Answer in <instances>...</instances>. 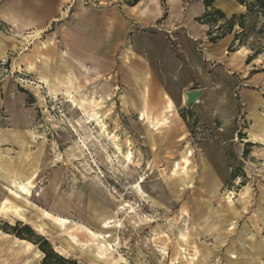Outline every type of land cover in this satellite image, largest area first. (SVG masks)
Wrapping results in <instances>:
<instances>
[{
  "label": "rangeland",
  "instance_id": "rangeland-1",
  "mask_svg": "<svg viewBox=\"0 0 264 264\" xmlns=\"http://www.w3.org/2000/svg\"><path fill=\"white\" fill-rule=\"evenodd\" d=\"M63 1L55 0L44 13L34 9V0H0V173H35L33 195L22 193L31 201L30 220L13 225V216L0 212V264H62L46 259L45 250L58 253L54 245L67 247L68 238L48 221L50 236L34 229V222L43 221L40 208H58L73 222L104 232L111 244L108 258H96L95 247L77 245L74 253L62 256L78 264H264V33L258 34L264 18H247L248 25L257 22V27L246 45H234L247 53L234 54L237 50L229 47L238 25L229 34L230 43L213 52L210 25L201 27L196 19L203 13L194 18L189 14L199 0H177L173 7L169 0H156L162 15L142 22L130 15L134 5L127 0ZM4 11L29 26H13ZM223 12L226 18L233 15ZM149 39L165 42L161 72L152 63L147 67L136 49L146 48ZM185 40L196 44L198 61L188 56ZM130 44L132 56L126 59ZM250 44L263 52L247 63L254 53ZM65 47L75 55L91 53L104 76L90 69L89 75L75 73V78L62 66ZM131 62L144 71L138 74L143 81L133 76ZM31 63L36 69L29 68ZM41 72L74 78L56 89L55 96L40 82ZM208 78L217 82L212 92ZM198 88L207 89L205 104L187 106L186 92ZM71 94L107 101L103 107L109 115L102 118L118 136L122 154L132 152V169L123 170L114 144L105 142L96 120L87 119ZM87 111L95 114L99 108L88 104ZM162 126L166 128L160 131ZM77 139L85 141L84 152L68 161L64 145H75ZM43 150L53 160L41 161ZM186 152H191L188 176L180 173L174 181L170 174L174 167L181 172ZM1 174L0 208L10 195L8 187L14 188ZM56 175L62 178L55 185ZM85 176L99 186L84 188ZM141 176L144 195L136 185ZM102 196L113 204L106 205ZM64 201L71 203L69 212ZM122 202L131 207L125 215L105 211ZM15 236L34 244L28 255L11 256L7 248Z\"/></svg>",
  "mask_w": 264,
  "mask_h": 264
},
{
  "label": "bare ground",
  "instance_id": "bare-ground-1",
  "mask_svg": "<svg viewBox=\"0 0 264 264\" xmlns=\"http://www.w3.org/2000/svg\"><path fill=\"white\" fill-rule=\"evenodd\" d=\"M66 1H69V0H66ZM221 6L228 13H231L234 10V7L228 3H225V4L223 3ZM240 7L242 8L243 6H240ZM238 52L245 54V53H247V50L244 48H241L238 50ZM3 54H5V52H2V55ZM44 63H46V62H44ZM45 66H47V65L45 64ZM29 68L30 69H36V67L32 63L29 65ZM40 71H41V69H40ZM39 79H40V82L46 84V86L48 88H50V91L55 96L57 95V92H58L56 89H58L59 87H61L63 85L69 84V82L72 81L71 77H69V76L65 77L64 75H56V76H54V78H50L49 76H47L45 73H42V72H41V75L39 76ZM71 95H70V97L72 98L71 102L74 105L80 107L85 112L87 119L91 120L93 118L96 120V123L98 124L99 130H100L99 134L101 136H103V135L106 136V138H104L105 142L108 140L109 144L110 143L114 144L115 153L118 154V155H116V157L117 158L120 157L122 160L121 161L119 158L118 163H119V165H121L123 167V170L126 171L128 168L132 169L131 168L132 152L130 150H127L126 152H124L122 154V147L120 145V141L118 139V136L114 132L108 131V128L105 124L104 118H102L103 115H107V113H105L106 111L103 107L107 103V101L103 100V99L98 100V101H91L85 95H81V96H79V98L74 96V94H71ZM88 104H92L93 109H94V107L99 108V111L95 112V114L90 113L89 111H87L88 110ZM169 106L171 108H173V101H169ZM100 111H102L103 113H100ZM143 114H145V113H143ZM78 125L80 127L81 126L84 127L81 122H78ZM149 128L151 129L150 126H148V129ZM164 128H166V127L162 126L159 130L161 131ZM76 130H78V129H76ZM157 132H159V131H157ZM143 133L145 134V132H143ZM261 133L264 135V128L261 129ZM60 136H61L62 140H66L65 139L66 136H62L61 134H60ZM145 136H146L145 138L148 139L147 134H145ZM89 137H95L97 142L100 144V146L107 151L106 145L102 142L101 139H99L97 136H94L92 133L90 134ZM183 138L184 137H181V139H183ZM148 142H149V140H148ZM64 146H65V150H66L67 159H68V161H70V160H74L75 157L79 156L82 152H84V147H86V144H85V141H80V139H77L75 145L65 144ZM190 153L187 154V152H186L185 153L186 155L183 157V160H184L183 163L184 164L182 167L179 166V167H181L180 168L181 172L179 171L178 168L174 167L172 173L170 174V178H173L174 181L176 180L177 177H181L180 173H184L186 176H188V167H190V164H191V160H190L191 154ZM107 155H108V153H107ZM27 156H29L28 153H27ZM57 156H59V158H60L59 153L57 154ZM40 158H41V161H44V162H47L49 160L50 161L53 160V157H51L49 155L47 150L42 151V154H40ZM110 160L112 161L111 157H110ZM191 168L194 169V166H191ZM20 172H22V171L20 170L19 172H17L16 170H13L10 172L9 170H7L5 172V174L0 173L1 175H5L7 177V179H9V181L11 182V184L15 188V190H13L14 188L8 187L7 190L10 192V195L7 196L1 202V208H0V212H4L7 215H12L14 217V218L9 217L10 220L12 221L13 225L18 220H21V221H29L30 220L28 217L27 208H31V206L29 205L31 203V201H29L28 198L26 196H24L22 193H31V195H33V192L31 191L30 187H32V186L35 187V185H34L35 180L32 178L35 175V173L33 171L32 172L26 171V173H24V175H23ZM61 178H62L61 176L56 175L55 178L52 179V184H55V185L58 184L57 182H59L61 180ZM141 178H142L141 181L139 180L136 185L140 189V191H142V194L144 195L145 193L143 191V186L141 184V182L144 181V179H143L144 177L141 176ZM83 181H84V185H83L84 188L86 186H89V188L92 189L93 185L94 186L98 185L96 181H91V180H89V177H86V176L83 178ZM186 184H188V183H186ZM167 185L170 186L173 184L172 183L170 184L168 182ZM178 188H179V184H178ZM173 193H175V192H173ZM175 195H176V193H175ZM18 198H23V200L26 202V204H25V202L19 200ZM103 199H105L106 205L110 204V202L112 203V201L108 200L105 196L103 197ZM70 204L71 203H67V201H64V204H63L66 207V211H68V212L70 210H72V206H70ZM128 209H131V207H129V208L126 207V205H124V203L122 202L120 205H114L112 209H107L108 211L107 210H105V211L107 212V214H109L108 213L109 211L112 210L114 212L116 210V213H119L120 216H123L129 211ZM106 212H105V214H106ZM79 216H81V215H79ZM40 218L43 221H39L38 223L37 222L33 223L34 229L39 234L48 235V236L51 235V233H49L50 230H48L49 226H47L46 223L44 222V221H48L52 224L57 225L61 229V231L64 233V235L68 238L67 241H68L69 245L67 247H64V246L58 245V244L54 245L55 250L58 253H60L61 255H64V254L70 255V254L74 253L76 251L77 245H87L90 247H95L96 248V250H95L96 251V258L97 257L98 258H108V254H111L110 247H109V246H111V244L107 243L104 232L101 230H98V228H95V227L93 228V227L86 226L82 223L73 222L72 219H70L67 215L60 213L58 208H57V210L55 209L53 211L49 210V209H45V208H40ZM220 225H222V222ZM102 226L107 227L108 222L107 221L104 222L102 224ZM83 237L86 239H82ZM33 247H34V244L32 242L15 236L14 241H13V246L8 247L7 249L10 251L11 256L20 257V256H23V254H21V253H26L28 255ZM24 263L27 264L28 260H25Z\"/></svg>",
  "mask_w": 264,
  "mask_h": 264
},
{
  "label": "crops",
  "instance_id": "crops-1",
  "mask_svg": "<svg viewBox=\"0 0 264 264\" xmlns=\"http://www.w3.org/2000/svg\"><path fill=\"white\" fill-rule=\"evenodd\" d=\"M57 1V0H56ZM73 1V0H72ZM170 3H171V6L173 7L174 3L177 1V0H169ZM55 3V0H34V9H40L39 12H47V11H50L53 9V4ZM62 3H65V0L62 2ZM225 4V3H228L230 4L231 6L234 7V10L232 11L233 14L235 13H242L246 10V7L241 9L240 8V3H238L237 1H233V0H216L214 2V6L217 7V8H220L221 10L223 9L222 8V4ZM198 8V9H197ZM201 8V9H200ZM133 11L132 13L130 14L132 17H134L138 22H142V21H145L146 19H158L162 14H161V8H160V5L158 2H156V0H140L136 5H134L132 7ZM206 10V7L204 5V2L203 0H199V2H195L193 3L190 8H189V14L191 17H197L199 15H201L202 13H204ZM224 10V9H223ZM222 10V11H223ZM34 13H38L37 11L33 10ZM139 12V13H138ZM149 12H155V14H149ZM4 16L5 18L11 22V24L17 28H22L25 29V27L29 26L28 23L26 22H22L18 17H15L14 15H10L8 14L6 11H4ZM201 27H205L206 25L205 24H201L200 25ZM21 30V29H20ZM1 33V32H0ZM3 34V33H2ZM137 34L134 35V42L135 44L133 45H137V37H136ZM187 40H185L184 43L185 44V47L187 48V53H188V56H190L192 59H196V54L194 52L195 48H196V44L190 42L189 40L186 42ZM231 41V38H230V35H227L225 36L224 38H222L219 42L217 43H213V52L214 50L215 51H220V50H223L224 47H226ZM53 42V41H52ZM148 45L146 44V48H142L140 47V49H138V47H136L137 50H140L142 52L141 56L144 60V62H147L149 63V65H147V67L150 66V64H154L157 65V68L156 70L158 69L159 72H161L163 70V66L162 64H164L166 61H165V55L166 54V50H165V45H164V40H154V39H149L148 41ZM144 42L141 41V44L142 45ZM183 43V42H182ZM54 46H55V43L53 42V46H51V49H54ZM131 46L132 45H128L127 48H126V52H125V57L127 59V57H130L132 56V50H131ZM142 48V49H141ZM131 54V55H130ZM212 54V53H211ZM234 54H238V50L234 53ZM64 55V56H63ZM60 56L65 60L66 64L62 62V66L65 67V69H67L68 67V70L71 71V73L73 74H87L89 75L90 73V69L93 70V73H97V75H103L102 72L100 71V67L102 64H100L96 58L94 56H92L91 53H86V52H83L79 55H75L73 54L68 47H65L61 53H60ZM169 56V55H168ZM132 58V57H131ZM199 59H196V61H198ZM132 63V62H131ZM65 64V65H64ZM197 66L196 69L198 71L201 72V66L200 64L197 65V63H195ZM151 67V66H150ZM131 70H132V73H133V76L135 77V79L137 80V78L141 81H143V79L138 75L139 73H142L144 71H142V69L140 67H137V66H133L131 64ZM157 70V71H158ZM153 71V69H152ZM75 74V78H77ZM163 74H160L159 76L161 77ZM65 76V75H64ZM80 76V75H79ZM104 76V75H103ZM69 77L74 78L73 75H70ZM208 84V91L212 92L213 89H215L216 85H217V82L216 81H213L212 79H207L205 80ZM202 89V88H201ZM206 89V90H207ZM205 89H202V94L199 98V100H197L196 102V105H199V104H205V92H206ZM217 102L214 104L213 106V109H212V113L216 112L217 111ZM253 112H256L255 110ZM259 114V112H257ZM264 118H262L263 120ZM262 122L259 123V125H261Z\"/></svg>",
  "mask_w": 264,
  "mask_h": 264
},
{
  "label": "trees",
  "instance_id": "trees-1",
  "mask_svg": "<svg viewBox=\"0 0 264 264\" xmlns=\"http://www.w3.org/2000/svg\"><path fill=\"white\" fill-rule=\"evenodd\" d=\"M139 1L140 0H127L129 5H136ZM215 1L216 0H203L206 10L202 16L197 17L196 19L202 22L203 24L210 25L207 34L209 36L210 42L212 43H217L225 36L233 33L237 24L238 28L236 30L232 44L229 47V51H235L237 50V48H234L235 43L238 41L240 45H246V38L251 33L255 32V29L257 27V22H253L252 24L248 25L247 18H264V0H236L238 3L246 7V12L241 14H233L230 18H226L225 13L220 8H217L213 5ZM222 20L224 22L219 23ZM260 33H264V24L262 25V28L258 31V34ZM251 46L252 50H254V53L248 56L247 63H250L256 55L263 52V47L259 49H254L253 45ZM24 227L25 229L30 230L28 224L24 225ZM45 252L46 259L53 257L56 261L62 264H78L75 260L65 258L64 256L55 253L51 248L46 249Z\"/></svg>",
  "mask_w": 264,
  "mask_h": 264
},
{
  "label": "water",
  "instance_id": "water-1",
  "mask_svg": "<svg viewBox=\"0 0 264 264\" xmlns=\"http://www.w3.org/2000/svg\"><path fill=\"white\" fill-rule=\"evenodd\" d=\"M202 94V89H194L186 92V99H185V104L187 106H194L196 104L197 99L201 96Z\"/></svg>",
  "mask_w": 264,
  "mask_h": 264
}]
</instances>
